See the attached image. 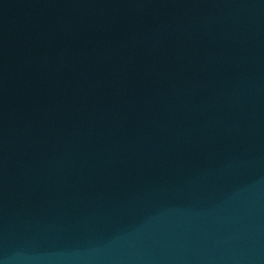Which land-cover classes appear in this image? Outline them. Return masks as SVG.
<instances>
[{
    "label": "water",
    "instance_id": "obj_1",
    "mask_svg": "<svg viewBox=\"0 0 264 264\" xmlns=\"http://www.w3.org/2000/svg\"><path fill=\"white\" fill-rule=\"evenodd\" d=\"M0 264H264V0H0Z\"/></svg>",
    "mask_w": 264,
    "mask_h": 264
}]
</instances>
